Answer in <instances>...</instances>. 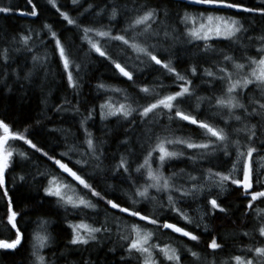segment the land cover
I'll list each match as a JSON object with an SVG mask.
<instances>
[{
    "label": "snow or ice",
    "instance_id": "obj_1",
    "mask_svg": "<svg viewBox=\"0 0 264 264\" xmlns=\"http://www.w3.org/2000/svg\"><path fill=\"white\" fill-rule=\"evenodd\" d=\"M48 2L68 26L75 28L80 33L81 45H87L89 53H95L107 61L120 77L130 82L133 87L138 88L139 93H143L146 97H152L150 101L141 104L138 97L129 95L125 89L105 83L96 85L98 90L119 94V97L122 98L121 102L114 95H108L105 101L99 104V115L102 121L117 117L127 122L126 130L129 134L120 141L124 150L115 160L111 174L113 177L123 178L129 182L132 191L128 195V199L132 207L122 205L119 202V197L109 196L107 191L98 190L94 183L83 174V170L89 168L97 175L106 174L104 150L100 146L103 142L96 141L86 127L88 121L93 119L96 109H90L88 114L80 120V126L85 133L84 146L72 144L59 154L61 158L68 157L69 160L75 154L77 158L74 160V166H78L76 170L69 167L68 163L61 162V159L54 154H50L38 146L30 138L28 127H25L23 132L15 131L9 123L0 119V189H3V196L8 200L7 224L15 230L14 239H0V250L15 253L21 247L24 238L23 230L18 226L20 213L13 209L12 198L5 186V173L11 167L14 156H19L22 160H30L31 157L26 151H16L10 141H22L23 144L42 157H46L62 173H66L72 181L76 182L73 185L65 177L51 171L40 173L47 178V184L43 187L44 195L54 198L58 207L65 210L69 208L81 211L88 209L99 215V202L102 201L106 209L117 210V213L135 217L138 221H145L147 225L154 226L152 230H148L146 226L137 222H128L116 213L109 216L106 212L102 222L98 221L93 224L81 220L78 223H68V227L71 229L69 243L73 246H87L90 243L98 242L101 238L110 237L113 233V226H115L117 238L123 242L121 244L123 252L120 258L125 264L132 259H135L137 264H158V257L155 253L162 255L168 264H184L188 255L193 258V264H215L214 261H209L206 257L202 258L201 253L194 250L201 241V235L198 232L177 227L175 223L168 222L167 218L161 221L160 217L166 211L175 213L186 224L193 225L197 229L203 227L204 232L207 233L209 231V225L206 222L208 218H219L218 213L223 214L224 218L228 217L229 209L221 197L229 194L230 186H234L247 201L244 209L245 216L247 217L251 211H255L259 219L257 231L259 237L264 238V208H254L256 201L264 204V171H262L264 170V35L255 37L259 40L256 56L248 55L245 52L238 60L234 55L223 53L222 60L216 63L215 71L211 68H204L202 76L210 78L204 82L211 89V95L202 96L196 93L193 80L188 75L190 72L192 77L197 76L198 65L193 62L188 71L182 72L178 69L172 54H164L168 53V48L164 46L165 42L170 40L171 44L168 47H172L179 41L181 35L176 28L167 23L166 13L164 14L165 19L161 20V12L148 5L134 4L131 8L125 5L123 9L112 5L110 9L99 8L94 13L95 17L107 15L108 24L85 25L77 18L72 17L68 11L57 7L56 0H48ZM185 2L205 5L213 10L195 14L185 11L177 17L179 23L184 26L182 35L187 37L185 43L204 42L203 45H195L200 49L198 55L203 57L214 51L208 43L210 39H225L233 44H239L248 33V27L241 18L234 14L220 15L218 10L229 9L242 13H258L264 17V7L244 6L237 0H185ZM27 3L31 5V10L19 11L18 14L37 18L39 12L36 4L33 3V0H27ZM71 3L73 6H78L80 0H71ZM261 3L264 4V0H261ZM92 9L93 5L89 3L84 12H91ZM12 12L11 6H0V13L7 15ZM122 13L128 16L125 26L114 31L112 22L116 21ZM83 14L81 13V15ZM42 31H45L51 42L54 43V51L59 56L68 87L79 95L84 75L87 72V65L73 58V46L62 42L61 36L51 24L45 23L42 26ZM34 37L38 38L44 47H47L41 33L31 28L20 34L18 39L13 38V43L22 45L23 49L32 53V69L27 71L23 77L13 70L12 74L16 76L17 80L29 81L36 70L47 68L48 53L38 54L34 50L31 43ZM247 39L252 40L254 37L247 36ZM109 45L117 49V55L109 51ZM81 50L77 49V51ZM16 51H20V48H17ZM0 60L7 68L10 60L7 47L0 51ZM228 65H231V69ZM145 67L163 70L161 75L172 77V85L169 86L172 90L163 93L157 91V88L166 87L163 81H159L153 86L137 85L135 73L143 71ZM246 68L249 70L245 71ZM0 75L6 77L7 72L0 73ZM216 81L221 82L219 94L216 90ZM250 85H254L255 90L259 91V98L248 96ZM245 97H247V103H245ZM205 102H207L208 109L212 111V115L219 116L223 120V126L207 117L199 118V110ZM66 105L69 106L66 107ZM78 105V101L77 104L72 105L70 101L65 100L64 104L57 106L56 110L79 114ZM254 118L256 123H250ZM232 121L237 122V125L233 126ZM174 124L179 128L194 125L201 130L204 139L194 140L191 136H176ZM137 128L142 129L140 135H135ZM241 133L244 136L243 140L240 139ZM136 144L141 148L147 145V148L142 160L137 161L133 169L132 157ZM169 145H184L187 149L197 151L186 154L177 149L170 150ZM218 153L229 158L234 155V162L227 161L231 163V168L227 171L215 168L213 158L217 157ZM254 153L258 157L256 161L253 159ZM185 155L193 164L197 160L207 161L208 167L201 174L186 173L183 183L174 182V177L179 173L173 172L172 176H165L163 169L172 160ZM153 164H156V167H153ZM133 172L140 174L144 182L140 183L134 177ZM19 181L25 182V176H19ZM110 187L112 186L110 185ZM113 190L115 191V189ZM150 190H154L155 194ZM93 197L96 198L95 201L92 199ZM201 197H203V201L201 206L196 209L195 217L189 215L185 207L181 206L191 207L188 202L196 201ZM147 204L152 205L151 212H149ZM140 205L145 206L141 207ZM47 224V220H41L40 230L33 236L34 264H46L45 256L41 253L44 248L49 246ZM160 229H170L194 243L191 246L184 244L183 248L173 246L172 243H165L161 246L158 242H153V237ZM241 236H248L251 239V234L247 231L242 232ZM209 240L207 248L211 249L213 254L226 247L224 241L215 234H210ZM109 251L114 252L115 249H109ZM239 252L240 254L233 255L223 264H264V240H260L256 244L244 245L239 248ZM85 264H91V262L86 261Z\"/></svg>",
    "mask_w": 264,
    "mask_h": 264
},
{
    "label": "trees",
    "instance_id": "obj_2",
    "mask_svg": "<svg viewBox=\"0 0 264 264\" xmlns=\"http://www.w3.org/2000/svg\"><path fill=\"white\" fill-rule=\"evenodd\" d=\"M237 2L253 8L264 7L261 0H237ZM33 3L36 4L39 12L37 18L18 14L19 11L31 10V5L27 3V0H0V6H11L13 8V12L7 15L0 13V51L7 47L10 56L7 68L4 67L2 60H0V73L7 72L6 77L0 75V119L9 123L15 131L23 132L24 128L28 127L30 138L38 146L50 154H54L61 159V162L68 163L69 167H73L76 170L78 166H74V160L77 158L75 154H73L71 160L68 157L61 158L59 154L72 144L84 146L85 133L80 126V120L88 114L90 109H96L93 119L88 121L86 127L93 134L96 141L103 142L100 146L104 150L106 174L103 176L97 175L90 168L83 170V174L94 183L98 190L107 191L109 196L115 195L119 197V202L122 205L132 207L128 199V195L132 191L129 182L123 178L113 177L111 174L115 160L119 158V154L124 150V146L120 141L129 134L126 130L127 122L117 117L102 121L99 115V104L103 103L108 95H114L121 102L122 98L119 97V94H110L105 93L103 90H98L96 85L105 83L125 89L129 95L138 97L139 100L143 98V93H139L138 88L133 87L130 82L120 77L115 69L103 58L95 53H89L87 45H81L80 33L62 20L59 13L48 0H33ZM89 3L93 5V9L91 12L85 13L84 9L88 7ZM134 4H144L156 8L161 12V20H164V14H167V23L171 27L176 28L181 35L179 41L172 47H168L171 44L170 40L165 42L164 46L168 48V53L164 54H172L173 60L182 72L188 71L193 62L198 65V75L192 77L190 72H188V75L193 80L196 93L202 96L211 95V89L204 82L210 78L202 76L204 68H211L215 71L216 63L222 60L223 53L234 55L238 60L245 52L248 55L256 56L259 40L255 39V37L264 35V17L258 13L250 14L220 9L218 10L220 15L234 14L236 17L241 18L242 22L248 27V33L239 44H233L225 39L209 40L208 43L214 51L203 57L198 55L200 49L196 48L195 45H203L204 42L185 43L184 41L187 40V37L182 35L184 26L179 23L177 17L185 11L193 14L213 11L209 7L187 4L185 0H80L78 6H73L71 0H56L57 7H60L63 11H68L72 17L77 18L82 24H95L96 26L109 23L107 15L94 16L95 11L99 8L110 9L112 5H117L123 9L125 5L131 8ZM81 13L84 14L81 15ZM127 18L128 16L123 13L119 15L117 20L112 22L113 30L118 31L124 27ZM45 23L53 26V29L61 36L62 42L73 46V58L87 65V72L84 75L83 86L79 95L68 87L59 56L54 51V43L51 42L46 32L42 31V26ZM29 28L40 32L41 37L46 42L47 47H44L38 38L34 37L33 41H31L34 50L38 54L48 53V65L46 69L36 70L29 81L17 80L16 76L12 74L13 70L23 77L27 71L32 69V53L23 49L22 45L13 43V38L18 39L19 35L25 33ZM247 36H252L254 39L248 40ZM17 48H20V51H16ZM77 49L82 50L77 51ZM109 51L117 55V49L111 45H109ZM194 53L197 55L194 56ZM228 67L231 69V65H228ZM162 71L154 70L152 67H145L143 71H136L137 85L146 84L153 86L157 82L163 81L165 88H168V91L172 90L169 87L172 85V77L161 75ZM215 85L219 94L221 82L216 81ZM254 92L255 86L250 85L248 96H253ZM144 98L146 100L141 104L152 99ZM65 100L70 101L72 105L77 104L78 101L79 114H73L70 111L58 112L56 110L57 106L64 104ZM247 102V97H245V103ZM198 115L201 119L207 117L223 126V120L219 116L212 115V111L208 109L207 102L201 106ZM137 120H139L138 117ZM178 123L183 124L186 122ZM250 123H256V119H252ZM231 124L236 126L237 122L232 121ZM173 128L176 136H191L194 140L204 139L201 135V130L194 125H186L183 128H179L174 124ZM141 131L142 129L137 128L135 135H140ZM243 138V133H241L240 139L243 140ZM133 143L135 144L134 137ZM10 144L14 145L18 152H28L31 159L22 160L19 156H14L11 167L5 173V186L12 198L13 209L20 213L18 226L23 230L24 238L21 247L15 253L0 250V264H34L32 256L33 236L40 230L39 224L41 220L48 221L46 230L49 235V246L44 248L41 253L45 256L46 264H85L86 261L91 262V264H125L120 258L123 252L121 247L123 242L118 240L115 226H113V233L110 237L101 238L98 242L90 243L87 246H73L69 243L71 239V229L68 227L69 222L78 223L81 220H85L88 223L95 224L98 221L102 222L107 212L109 216L116 213L124 217L128 222H137L142 226H146L148 230L154 228L153 225H147L145 221H138L135 217H127L126 214L117 213V210L114 209H106L102 201L99 202V215L88 209L81 211L69 208L65 210L62 207H58L54 198L44 195L43 187L47 184V178L40 175V173L51 171L65 177L73 185L76 182L62 173L46 157H42L39 153L23 144L22 141H10ZM168 147L170 150L177 149L186 154L197 151L187 149L184 145H169ZM146 148L147 145L144 148H141L138 144L135 145L132 157L133 169L135 168V163L142 160ZM213 159L216 169L227 171L231 168V163L227 161L232 160L234 162L235 157L234 155L231 158L224 157L222 153H218L217 157ZM253 159L254 161L258 160L255 153ZM153 167H156V164H153ZM207 167V161L197 160L193 164L185 155L179 159L172 160L169 165L165 166L163 173L165 176H172L173 172L179 173V175L174 177V182L183 183L186 173L201 174ZM21 175L25 176V182L23 183L19 181V176ZM133 175L140 183L144 182L140 174L133 172ZM150 191L155 194L154 190ZM213 191L215 192L216 190ZM221 198L229 209L228 217L224 218L223 214L218 213L217 216L219 218H208L206 222L209 225V231L207 233L204 232L203 227L197 229L193 225L186 224L175 213L166 211L160 217L161 221L167 218L168 222L175 223L177 227H184L198 232L201 235V241L194 250L200 252L202 258L206 257L209 261H214L215 264H223L225 260H230L233 255L240 254L239 248L244 245L256 244L258 241L264 240V238L259 237L257 231L259 219L255 211L253 210L247 217L245 216L244 209L247 201L234 186H230L229 194ZM92 199L95 201L96 198L93 197ZM202 201L203 197L196 201H189L188 203L191 204V207L181 206L185 207L189 215L195 217L197 215L196 209L201 206ZM7 204L8 200L3 196V189H0V239L12 240L15 238V230L11 229L10 225L7 224ZM140 206L143 207L145 205ZM146 206L151 212L152 205L147 204ZM255 207L264 208V204L256 201ZM244 231L251 234V239L248 236H241ZM210 234H215L226 244V247L219 250L216 254H213L211 249L207 248V244L210 242ZM153 242H158L161 246L165 243H172L173 246L181 248H183L184 244L191 246L194 243L172 232L170 229H160L154 236ZM109 249H115V251L110 252ZM155 255L158 257V264H168L162 255L158 253H155ZM126 264H137V261L132 259L127 261ZM184 264H193V258L188 255L187 259L184 260Z\"/></svg>",
    "mask_w": 264,
    "mask_h": 264
},
{
    "label": "rangeland",
    "instance_id": "obj_3",
    "mask_svg": "<svg viewBox=\"0 0 264 264\" xmlns=\"http://www.w3.org/2000/svg\"><path fill=\"white\" fill-rule=\"evenodd\" d=\"M203 6H205V5H203ZM206 7H208V6H206ZM213 39H215V38H213ZM211 40V39H210ZM249 69H245V71H248ZM164 90H166V91H168V88H163V89H158L157 91H159V92H163ZM256 92V93H255ZM255 92L253 93V96H259L260 95V93H259V91L258 90H255ZM143 98H141L139 101H140V103H143L146 99L144 98V97H146V96H144V94H143V96H142ZM148 99L149 98H152V97H150V96H148L147 97ZM137 219V218H136ZM177 234V233H176ZM179 235V234H178ZM154 238V237H153Z\"/></svg>",
    "mask_w": 264,
    "mask_h": 264
},
{
    "label": "water",
    "instance_id": "obj_4",
    "mask_svg": "<svg viewBox=\"0 0 264 264\" xmlns=\"http://www.w3.org/2000/svg\"><path fill=\"white\" fill-rule=\"evenodd\" d=\"M64 174H66V173H64ZM67 175V174H66Z\"/></svg>",
    "mask_w": 264,
    "mask_h": 264
}]
</instances>
